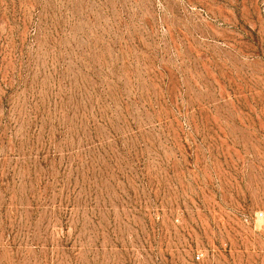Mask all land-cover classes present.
I'll list each match as a JSON object with an SVG mask.
<instances>
[{"label": "rangeland", "instance_id": "rangeland-1", "mask_svg": "<svg viewBox=\"0 0 264 264\" xmlns=\"http://www.w3.org/2000/svg\"><path fill=\"white\" fill-rule=\"evenodd\" d=\"M0 264H264V0H0Z\"/></svg>", "mask_w": 264, "mask_h": 264}]
</instances>
